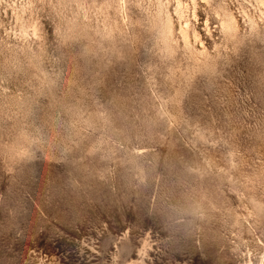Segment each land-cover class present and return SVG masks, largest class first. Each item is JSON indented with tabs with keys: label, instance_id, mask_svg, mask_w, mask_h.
<instances>
[{
	"label": "rangeland",
	"instance_id": "rangeland-1",
	"mask_svg": "<svg viewBox=\"0 0 264 264\" xmlns=\"http://www.w3.org/2000/svg\"><path fill=\"white\" fill-rule=\"evenodd\" d=\"M0 264H264V0H0Z\"/></svg>",
	"mask_w": 264,
	"mask_h": 264
}]
</instances>
